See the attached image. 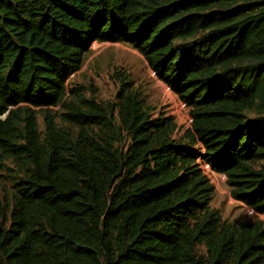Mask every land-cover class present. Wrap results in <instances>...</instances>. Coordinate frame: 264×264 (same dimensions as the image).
I'll return each mask as SVG.
<instances>
[{
	"label": "trees",
	"instance_id": "16d2710c",
	"mask_svg": "<svg viewBox=\"0 0 264 264\" xmlns=\"http://www.w3.org/2000/svg\"><path fill=\"white\" fill-rule=\"evenodd\" d=\"M94 43L139 52L190 128L127 76L68 90ZM199 159L264 215V0H0V264H264Z\"/></svg>",
	"mask_w": 264,
	"mask_h": 264
},
{
	"label": "rangeland",
	"instance_id": "374dc122",
	"mask_svg": "<svg viewBox=\"0 0 264 264\" xmlns=\"http://www.w3.org/2000/svg\"><path fill=\"white\" fill-rule=\"evenodd\" d=\"M127 76L133 89L137 91L146 104L153 109L155 117L160 115L173 116L179 126L180 137L184 130L190 128L189 113L182 106L181 101L167 86L159 81L143 56L123 43H94L86 55L81 70L70 77L67 87L83 86L89 96L91 89L95 90V99L100 103L114 101L119 82L117 77ZM43 128V121L39 118ZM2 176V177H1ZM10 177L0 173V192L9 190ZM211 207L217 209L222 219L230 223L239 224L251 222L258 217L251 213V209L236 202L229 192L226 183L217 184ZM4 194V193H3ZM231 200V201H230ZM204 253V248H200Z\"/></svg>",
	"mask_w": 264,
	"mask_h": 264
},
{
	"label": "built area",
	"instance_id": "2783aa9c",
	"mask_svg": "<svg viewBox=\"0 0 264 264\" xmlns=\"http://www.w3.org/2000/svg\"><path fill=\"white\" fill-rule=\"evenodd\" d=\"M167 89L170 90L169 87H167ZM180 103H181L182 108L186 112L189 113V110L187 109L186 105L183 102H180ZM191 122H192V119L189 115V123H191ZM203 152H204V150L202 149L200 154H202ZM198 163H199L200 169L208 177V179L210 180L211 184L214 187L217 188V184L219 185L220 183H226V176L225 175L218 174V173L214 172L208 164L203 163L200 159H199ZM251 213L255 214L258 217V219H260L264 223V215H259V214L255 213L252 209H251Z\"/></svg>",
	"mask_w": 264,
	"mask_h": 264
},
{
	"label": "bare ground",
	"instance_id": "6f19581e",
	"mask_svg": "<svg viewBox=\"0 0 264 264\" xmlns=\"http://www.w3.org/2000/svg\"><path fill=\"white\" fill-rule=\"evenodd\" d=\"M229 98V97H228Z\"/></svg>",
	"mask_w": 264,
	"mask_h": 264
},
{
	"label": "clouds",
	"instance_id": "9594fccd",
	"mask_svg": "<svg viewBox=\"0 0 264 264\" xmlns=\"http://www.w3.org/2000/svg\"><path fill=\"white\" fill-rule=\"evenodd\" d=\"M216 190V189H215Z\"/></svg>",
	"mask_w": 264,
	"mask_h": 264
}]
</instances>
